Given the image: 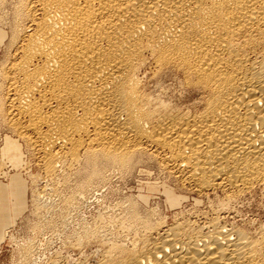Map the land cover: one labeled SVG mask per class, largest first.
<instances>
[{
  "label": "bare ground",
  "instance_id": "bare-ground-1",
  "mask_svg": "<svg viewBox=\"0 0 264 264\" xmlns=\"http://www.w3.org/2000/svg\"><path fill=\"white\" fill-rule=\"evenodd\" d=\"M2 35L10 128L45 166L84 150L72 199L102 166L132 165L142 144L196 188L264 187V0H0ZM148 60L203 87L202 108L153 106L140 89ZM35 189L40 208L48 193ZM220 217L144 225L150 235L130 248L111 242L115 254L94 264H264V227Z\"/></svg>",
  "mask_w": 264,
  "mask_h": 264
},
{
  "label": "rangeland",
  "instance_id": "rangeland-1",
  "mask_svg": "<svg viewBox=\"0 0 264 264\" xmlns=\"http://www.w3.org/2000/svg\"><path fill=\"white\" fill-rule=\"evenodd\" d=\"M6 42L7 36L2 35L0 63L6 55ZM183 74L171 64L157 66L148 60L140 72V89L159 111L177 113L202 108L206 90L189 77L185 79ZM6 88L0 64V264H94L108 253L115 254L110 246L113 242L130 248L140 241L139 237H147L146 226H159L162 221L172 224L189 220L199 224L217 215L221 216L223 225L252 233L264 227V187L261 184L241 192L225 187L196 188L182 181L173 169L164 168L161 154L151 151L148 145L144 147L145 144H142L144 153L133 161L136 164L131 163L133 166H128L129 169L102 166L99 180L88 183L79 200L72 199L84 174L83 148L73 159L61 156L56 162L51 158L48 167L45 166L40 151L10 128ZM50 161L55 162L51 165L55 166L53 171ZM45 167H51L50 173ZM41 188L48 194H43L42 206L38 208L33 201L34 189ZM23 247L29 249V255L24 253Z\"/></svg>",
  "mask_w": 264,
  "mask_h": 264
}]
</instances>
